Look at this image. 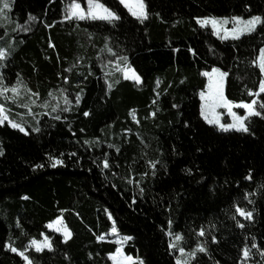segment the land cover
I'll use <instances>...</instances> for the list:
<instances>
[{
  "label": "trees",
  "instance_id": "obj_1",
  "mask_svg": "<svg viewBox=\"0 0 264 264\" xmlns=\"http://www.w3.org/2000/svg\"><path fill=\"white\" fill-rule=\"evenodd\" d=\"M70 1L8 0L7 19L0 18V49L7 53L0 83L21 82L20 101L0 103L25 128L0 124V264H25L5 245L27 248L31 264H110L108 255L120 246L113 225L115 235L130 237L122 251L133 264H177L170 247L176 234L179 248L207 249L190 264H241L245 246L251 262L264 264L257 61L264 0H143V21L118 0H100L119 17L111 22L64 19ZM230 16L261 21L236 39H220L197 23ZM124 67L139 83L122 76ZM214 67L228 73L227 100L256 101L261 115L245 120L247 132H223L201 118L199 91ZM25 87L38 94L35 104ZM49 157L62 163L53 167ZM237 206L252 218H241ZM57 217L71 233L67 240L47 229ZM43 236L51 249L29 246Z\"/></svg>",
  "mask_w": 264,
  "mask_h": 264
},
{
  "label": "snow or ice",
  "instance_id": "obj_2",
  "mask_svg": "<svg viewBox=\"0 0 264 264\" xmlns=\"http://www.w3.org/2000/svg\"><path fill=\"white\" fill-rule=\"evenodd\" d=\"M119 2L124 5L125 8L128 9V11L131 13L132 16L136 17L137 19H140L143 21L147 17V13L145 11V5L143 3V0H119ZM87 8L82 7L81 3L77 2V0H72V2L69 4L66 14L64 16V19H72L76 18L79 20L84 19H100L105 21H113L119 19V17L108 7H106L103 3H100L99 0H86ZM10 8V4L8 0H0V17L7 19L6 10ZM29 20H34L35 17L29 15ZM234 26L229 30L226 28H223V25L227 23V19H221L217 20V18L212 17H204V18H197V23H199L201 26H205L207 24H211L214 31H216V34L219 35L220 31L223 30L224 35L221 36V39L228 38V35L231 34L232 38L236 39L239 38L240 35L246 32H251L254 30L256 25L260 23L261 18L258 16L251 17L250 19L246 21H242L239 17H233L232 18ZM22 30L27 31V28H23ZM109 52L112 51L111 48L108 49ZM7 55L6 51L4 49H0V59L5 58ZM126 59V58H125ZM259 67L262 73H264V50H261V55L259 58ZM125 77L128 78L129 76V70L125 69ZM204 75L209 77V86H208V93L207 95L204 92L200 93L201 100L204 101L201 105V116L204 117V119L209 124H217L220 128V130L228 131L229 129H235L237 131H244L247 132L248 128L246 127L245 120L250 115H256L260 116L261 113L256 111L255 104L256 101L252 100L250 103H241L237 105L238 107H242L245 109V115L240 116L237 115L235 112H232L231 109L233 107V102L227 100L224 97L223 94V80L224 77L228 75L226 72H221L218 68H213L211 73H204ZM131 78L134 79L136 82H139V76L135 74L134 71H131ZM65 81H67V77H65ZM111 84L108 85L109 88H111ZM24 92L28 94V100L31 104L36 103V99H33V97H38L37 93L32 92L31 89H27L26 87L23 89ZM11 92L12 95L9 96L7 93ZM259 92L264 93V79H261L259 82ZM250 95H253V93H249ZM49 95H52L49 93ZM0 97H4L5 101H12L13 103H18L21 99V82L18 80L17 84L11 86L10 88L5 86L3 83H0ZM65 105L70 104V101L68 100L67 96H63ZM76 103H79V94H77L76 97ZM23 107H29L28 103H25L22 105ZM46 106V105H45ZM223 106L225 108H228L230 114L233 116V123L231 124H222L219 121V117L215 113V109L217 107ZM58 107V104L56 105ZM262 108H264V104L261 105ZM29 110H31L29 108ZM55 111V107L53 108ZM67 110V107L64 109ZM211 113V115H209ZM89 113L85 112L84 115L87 116ZM135 118V117H133ZM56 119H60L59 116L56 117ZM5 121L8 122V124L12 128L19 129L21 132H25V128L17 122H14L9 119L7 115V109L5 108L3 103H0V124L4 123ZM33 131H39L38 128L32 129ZM50 160L53 161L52 166L55 167L58 164H61L62 161L59 159H56L54 157H49ZM104 167H108L107 161L104 162ZM249 179L251 176L249 175ZM142 191V190H141ZM236 212L239 213V215L245 217L246 219L252 218V212L245 211L244 209L240 207H236ZM111 218V217H109ZM62 223L61 218L57 217L55 221L50 223L48 227H53L54 225H60ZM171 222H169L170 224ZM237 224L239 227H244L243 224H240L239 221H237ZM64 232V239L67 240L71 233L70 231L64 227L61 229V227H56V231ZM113 232H115V226L113 225ZM43 235V234H42ZM171 235V233H169ZM199 235L203 236L204 231L203 229L200 230ZM97 239H103V236H98ZM125 239H130V237H126ZM176 240H181L182 237L180 234H176L175 236ZM213 240H215V237H213ZM31 246H34L35 250L37 252L42 251L43 249H51V243L49 241V238L47 236H43L42 241H37L36 239H32L30 242ZM119 243V241H118ZM6 247H10L11 251L18 252L20 256L23 257L25 264H31V261L29 260V257L25 255V251H27V248L23 251L18 250L14 247H11V245H5ZM170 247H175V245H170ZM253 248H256V244L253 243ZM207 249L203 245H197V248L194 249L192 252L188 253L187 255L190 257H195L197 251L199 252H205ZM182 256L185 254L184 248L179 249ZM243 257L245 259L248 258L250 254V250L247 246L242 250ZM264 255V253H262ZM109 259L113 261V264H133L132 257L130 256H124L121 253V249L117 248L115 253L109 254ZM142 264V262H140ZM177 264H188L186 260H183L182 258L177 259Z\"/></svg>",
  "mask_w": 264,
  "mask_h": 264
},
{
  "label": "rangeland",
  "instance_id": "obj_3",
  "mask_svg": "<svg viewBox=\"0 0 264 264\" xmlns=\"http://www.w3.org/2000/svg\"><path fill=\"white\" fill-rule=\"evenodd\" d=\"M119 1V0H118ZM72 1H70L69 3H67L66 4V7H65V13H66V10H67V8H68V6H69V4L71 3ZM77 2H79V3H81V5H82V7L83 8H85V10H86V8H87V4H86V0H77ZM99 2L101 3V1L99 0ZM124 6V5H123ZM127 11H128V9L127 8H125ZM9 10V9H8ZM8 10H6V13H7V11ZM129 12V11H128ZM130 13V12H129ZM131 14V13H130ZM134 17V16H133ZM233 17H239L242 21H246V20H248V19H250L251 17H254V16H251V17H247V18H243V17H240V16H230V17H215V18H217V20H221V19H227V23L226 24H224L223 25V28H226V29H231L233 26H234V24H233V21H232V18ZM258 17H260V16H258ZM0 18H2V17H0ZM136 18V17H135ZM202 18H204V17H202ZM209 18H212V17H209ZM100 20V19H99ZM199 24V23H198ZM259 24V23H258ZM257 24V25H258ZM200 25V24H199ZM256 25V26H257ZM201 26V25H200ZM205 26H208V27H210L211 29H212V31H213V33H214V35L215 36H217L218 38H220L221 39V36H223L224 35V32H223V30H221L220 31V33H219V35H217L216 34V31H214V29H213V27H212V25L211 24H207V25H205ZM205 26H203V27H205ZM247 33H250V32H246V33H243L242 35H244V34H247ZM242 35H240V36H242ZM239 36V37H240ZM1 39V38H0ZM226 39H233L232 38V36H231V34H229L228 35V38H226ZM263 48V49H262ZM261 49L262 50H264V47H262ZM214 68H217V67H214ZM125 69H128L129 70V76H128V78L127 79H132L131 78V71H133L131 68H127V67H124L123 69H122V76L124 77V78H126L125 77ZM213 69V68H212ZM212 69L211 70H209V71H205L204 73H211L212 72ZM219 69V68H218ZM221 71V70H220ZM222 72V71H221ZM136 74V73H135ZM263 75H264V73H263ZM205 77H206V85H205V88L203 89V90H201V91H199V99H200V113H201V105H202V103H204V101H202L201 100V97H200V93L201 92H204L206 95H207V93H208V86H209V77L208 76H206V75H204ZM264 77V76H263ZM264 79V78H263ZM140 81V80H139ZM10 88V87H9ZM223 94H224V80H223ZM224 97H225V95H224ZM236 107H238V106H234L233 105V107H232V109H231V111L232 112H235L237 115H240V116H244L245 115V109H244V114L243 115H241L237 110H236ZM215 113H216V115L219 117V121H220V123H222V124H231V123H233V116L230 114V112H229V110H228V108H225V107H223V106H220V107H217L216 109H215ZM7 115H8V113H7ZM209 115H211V113L209 114ZM200 116H201V114H200ZM250 116H252V115H250ZM250 116H248V117H250ZM8 117H9V115H8ZM247 117V118H248ZM201 118L205 121V122H207L205 119H204V117L203 116H201ZM4 123H8L7 121H5ZM208 123V122H207ZM3 124V123H2ZM212 125H215L216 127H217V129L218 130H220V128H219V126L217 125V124H212ZM220 131H223V130H220ZM228 131H237V130H235V129H229ZM223 132H227V131H223ZM238 132H244V131H238ZM238 215H239V213H238ZM241 218H243V219H246L245 217H243V216H241V215H239ZM61 218V217H60ZM56 219H54L53 221H55ZM53 221H51V222H49L48 224H47V229L49 230V231H52V232H55V233H58V234H60L63 238H64V232H63V230H61V231H56V227H61V229H63L64 227H66L65 225H64V223H63V221H62V219H61V221H62V223L60 224V225H54L53 227H48V225L50 224V223H52ZM112 234L114 235V239L118 242L119 241V244H120V246L118 247V248H120L121 249V253H122V255H124V256H128V255H126L123 251H122V246L126 243V241L128 240V239H125L126 237H122V236H118V235H115V232H113L112 231ZM43 240V239H42ZM41 240V241H42ZM170 243H171V245H175V247H172V248H174L175 249V258H176V261H177V259L178 258H182L183 260H186L187 262H188V264H190V260H191V258L192 257H190V256H188L187 254L188 253H190L189 251H186L185 250V254L182 256V254L180 253V251H179V247H178V240H176L175 239V237H171V241H170ZM29 246L32 248V249H34L35 250V248H34V246H31L30 244H29ZM45 249H47V248H45ZM18 253V252H17ZM22 257V256H21ZM131 257V256H130ZM109 258V257H108ZM110 260V264H113V261L111 260V259H109ZM132 261H133V263H134V258L132 257ZM241 264H255L254 262H251L250 261V257L248 256V258L247 259H245L244 258V261L241 263Z\"/></svg>",
  "mask_w": 264,
  "mask_h": 264
},
{
  "label": "crops",
  "instance_id": "obj_4",
  "mask_svg": "<svg viewBox=\"0 0 264 264\" xmlns=\"http://www.w3.org/2000/svg\"><path fill=\"white\" fill-rule=\"evenodd\" d=\"M263 49V48H262ZM261 49V50H262ZM261 50H260V53H259V56H258V59H257V61H258V64H259V58H260V55H261ZM263 74V73H262ZM264 76V75H263ZM264 78V77H263ZM132 81H135L134 79H131ZM136 82V81H135ZM137 83H139V82H137ZM234 106H237V105H239V104H233ZM108 257H109V255H108Z\"/></svg>",
  "mask_w": 264,
  "mask_h": 264
}]
</instances>
